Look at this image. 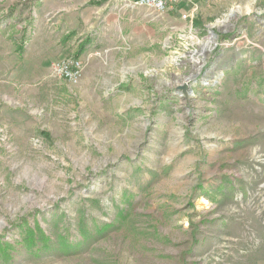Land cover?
Instances as JSON below:
<instances>
[{
    "label": "rangeland",
    "instance_id": "obj_1",
    "mask_svg": "<svg viewBox=\"0 0 264 264\" xmlns=\"http://www.w3.org/2000/svg\"><path fill=\"white\" fill-rule=\"evenodd\" d=\"M34 2L0 0V264H264V0L147 14L73 84Z\"/></svg>",
    "mask_w": 264,
    "mask_h": 264
},
{
    "label": "crops",
    "instance_id": "obj_2",
    "mask_svg": "<svg viewBox=\"0 0 264 264\" xmlns=\"http://www.w3.org/2000/svg\"><path fill=\"white\" fill-rule=\"evenodd\" d=\"M91 0H37L32 7L35 16L33 29L39 44L47 45L52 35V28L61 36L67 37L66 47L78 46L87 38L85 50L81 56L88 70L95 56L126 49L127 41L141 43L145 19L149 12L141 7H127L129 0H101L99 4H89ZM176 6L173 11L158 18L164 26L181 29L191 25L193 21L181 19V13L189 7ZM145 11V12H144ZM156 18H150L154 21ZM46 25L49 27L46 28ZM197 27V24H195ZM33 26V25H32ZM193 26V24H192ZM153 29V28H152ZM154 30V29H153ZM67 35V36H66ZM34 37V36H33ZM34 40V39H33ZM97 54H94L93 52ZM85 54V55H84ZM110 57V56H108Z\"/></svg>",
    "mask_w": 264,
    "mask_h": 264
},
{
    "label": "built area",
    "instance_id": "obj_3",
    "mask_svg": "<svg viewBox=\"0 0 264 264\" xmlns=\"http://www.w3.org/2000/svg\"><path fill=\"white\" fill-rule=\"evenodd\" d=\"M22 1L24 2L26 0ZM129 2V7L145 8L148 10L149 15H151L152 18H156L158 16L157 14L172 10L180 0H129ZM181 17L182 19H185L188 15L184 13ZM179 35L180 33L178 36ZM51 70L59 79H63L73 84L76 83L82 75V64L79 59L68 57L62 61L54 62L51 65Z\"/></svg>",
    "mask_w": 264,
    "mask_h": 264
},
{
    "label": "trees",
    "instance_id": "obj_4",
    "mask_svg": "<svg viewBox=\"0 0 264 264\" xmlns=\"http://www.w3.org/2000/svg\"><path fill=\"white\" fill-rule=\"evenodd\" d=\"M34 1H37V0H34ZM101 2V0H91L90 2H89V4H99ZM65 39V38H64ZM84 48H85V43H80V45L78 46V50L76 51V53L74 54V57H75V59H77L78 57H79V55L83 52V50H84ZM30 235V234H29ZM25 239H26V241H27V243L28 244H33V242H31L30 241V239H29V237H25ZM5 246V245H4ZM2 251L6 254V250H4V249H2ZM7 256V255H6ZM5 256V257H6Z\"/></svg>",
    "mask_w": 264,
    "mask_h": 264
}]
</instances>
